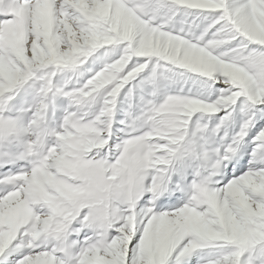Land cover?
I'll list each match as a JSON object with an SVG mask.
<instances>
[{"label": "snow or ice", "instance_id": "snow-or-ice-1", "mask_svg": "<svg viewBox=\"0 0 264 264\" xmlns=\"http://www.w3.org/2000/svg\"><path fill=\"white\" fill-rule=\"evenodd\" d=\"M0 264H264V0H0Z\"/></svg>", "mask_w": 264, "mask_h": 264}]
</instances>
